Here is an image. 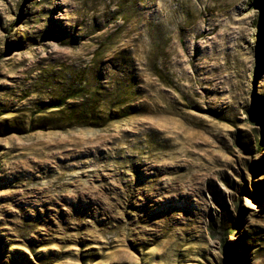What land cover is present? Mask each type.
<instances>
[{
    "label": "rangeland",
    "instance_id": "rangeland-1",
    "mask_svg": "<svg viewBox=\"0 0 264 264\" xmlns=\"http://www.w3.org/2000/svg\"><path fill=\"white\" fill-rule=\"evenodd\" d=\"M0 264H264V0H0Z\"/></svg>",
    "mask_w": 264,
    "mask_h": 264
},
{
    "label": "trees",
    "instance_id": "trees-1",
    "mask_svg": "<svg viewBox=\"0 0 264 264\" xmlns=\"http://www.w3.org/2000/svg\"><path fill=\"white\" fill-rule=\"evenodd\" d=\"M66 99V98H65ZM65 103V100H62V102H60V106H62Z\"/></svg>",
    "mask_w": 264,
    "mask_h": 264
},
{
    "label": "bare ground",
    "instance_id": "bare-ground-1",
    "mask_svg": "<svg viewBox=\"0 0 264 264\" xmlns=\"http://www.w3.org/2000/svg\"><path fill=\"white\" fill-rule=\"evenodd\" d=\"M146 20V19H145Z\"/></svg>",
    "mask_w": 264,
    "mask_h": 264
}]
</instances>
